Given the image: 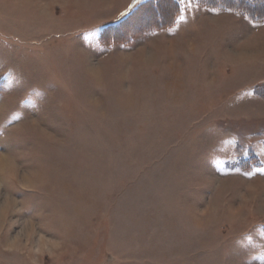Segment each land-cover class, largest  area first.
<instances>
[{
    "label": "rangeland",
    "instance_id": "obj_1",
    "mask_svg": "<svg viewBox=\"0 0 264 264\" xmlns=\"http://www.w3.org/2000/svg\"><path fill=\"white\" fill-rule=\"evenodd\" d=\"M175 1L0 0V264L264 252V20Z\"/></svg>",
    "mask_w": 264,
    "mask_h": 264
},
{
    "label": "trees",
    "instance_id": "obj_2",
    "mask_svg": "<svg viewBox=\"0 0 264 264\" xmlns=\"http://www.w3.org/2000/svg\"><path fill=\"white\" fill-rule=\"evenodd\" d=\"M199 3L204 6L218 8V9H233L241 15L248 16L255 21L264 20V0H198ZM169 6L174 9L172 10L171 18L169 22L165 21L168 13L167 7ZM144 7H148L146 14L149 17V22L146 28L157 27L162 28L171 24L175 21L177 13L179 11V4L175 0H134V9H132L123 19L134 16L135 12L139 11ZM171 13H169L170 16ZM160 16V18H158ZM120 20V21H121ZM128 20V19H126ZM173 21V22H171ZM125 22V21H124ZM116 24L112 25L115 27ZM263 94V93H261ZM264 95V94H263Z\"/></svg>",
    "mask_w": 264,
    "mask_h": 264
},
{
    "label": "crops",
    "instance_id": "obj_3",
    "mask_svg": "<svg viewBox=\"0 0 264 264\" xmlns=\"http://www.w3.org/2000/svg\"><path fill=\"white\" fill-rule=\"evenodd\" d=\"M248 248H251L252 250H247L246 252H244V254H247V257L245 260L251 261V263L255 262V264H261L260 259L261 257L264 256V252L259 253L256 250L253 251V246L248 247ZM257 258H260V259L258 260ZM262 264H264V262Z\"/></svg>",
    "mask_w": 264,
    "mask_h": 264
}]
</instances>
